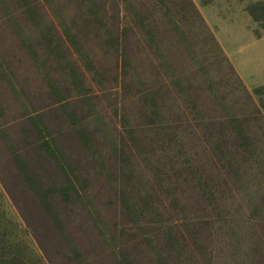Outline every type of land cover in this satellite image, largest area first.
I'll use <instances>...</instances> for the list:
<instances>
[{"label":"rangeland","instance_id":"rangeland-1","mask_svg":"<svg viewBox=\"0 0 264 264\" xmlns=\"http://www.w3.org/2000/svg\"><path fill=\"white\" fill-rule=\"evenodd\" d=\"M126 1L132 16L134 13L140 16L142 35L147 43L140 48L132 42V49L127 51L126 59L123 58L126 60V68L115 69L114 60L105 52V38L100 36L99 26L97 33L88 36L94 41L92 54L105 77L104 88L95 87L96 92L103 90L98 92L100 99L95 100L101 117L98 121L90 119V125L86 126L93 137L94 150L100 155L102 164L107 166L106 171L101 168L88 169L92 178L89 200L93 212L104 217L119 213L120 203L114 206L109 203L110 199L116 198L113 187L118 184L120 187L123 184L130 186L131 190L127 191L130 194L133 191L136 199L133 201L127 195L137 205L142 202L139 197L147 196V186L154 185L156 197L161 201L171 196L180 198L178 200L184 208L192 207L190 200L199 196L200 189L201 192L207 190L206 198H213L207 200V205L190 207L184 213L171 217L167 213L169 204L163 209L160 200L155 203L151 199L148 203L143 202L147 205L143 208L145 219L154 223L159 221L156 209L164 220L170 218L178 222L179 218L186 220L193 215V218L202 216L214 207L224 208L220 220L216 221L213 228L201 232L194 228L192 237L195 242H192L197 245L196 251L189 243L186 250H174V258L169 251L164 250L169 263L195 264L196 259L200 263L196 255L200 253L203 264H264V241L260 232L264 234V0ZM23 2L0 0V58L10 69L14 80L23 88L26 97L28 94L34 109L40 110L55 101L49 98L42 76L31 60L33 49L34 52L39 50V54H43L45 49L38 45L41 36L40 31L36 30L37 20L32 22L27 14L20 11ZM55 2L61 6H55L56 19L52 17L53 23L57 24L59 20V23L69 24L75 20L85 25V20L90 17L87 7L78 11L75 0ZM190 6L195 8V12ZM150 10L152 13H149ZM164 12L169 13V18L164 16ZM100 13L106 22L112 16L113 7L101 6ZM127 39L130 40V36ZM153 57L156 60L155 68L150 65ZM41 59L43 61L42 56ZM53 70L67 97L72 98L74 92L70 91V81L58 67ZM116 73L121 77L124 74V79L114 75ZM114 76L119 77V85L112 83ZM150 87H153L155 93L156 107L164 110L162 117L169 120L170 126H182L178 133L184 136L192 131L188 123H182L185 117L192 121L188 124L190 127L195 122L202 123L206 132L213 134V144L219 138L221 127L228 125L231 128L229 125L234 126L235 121L243 123L244 134L253 139L255 146L247 150L239 149L236 133L228 131L223 134L228 144L216 152L217 162H221L224 170L232 174L231 180L235 186H231L230 181L223 176L225 171L220 176L215 162L208 161L210 154L200 148L190 147L196 145L194 141L190 140L182 149L173 141L168 143L164 137L159 136L161 132L157 128L161 120L155 117L153 110L146 109L149 103L148 99L145 102V95ZM81 102L76 101L74 106L82 119L85 117L80 106L83 108L86 104ZM115 106L118 107V113L115 112ZM0 108L3 111H0V126L6 124L0 131V175L10 185L17 200L27 202V194L23 191V184L27 183V167L31 169L29 173L39 175V179H36L38 182L43 179L51 183L55 174L53 170L40 167L41 159L21 160L14 167L4 165L8 162L10 152L22 149L21 144L28 140V134L24 122L19 120L24 113L20 100L9 90L1 76ZM51 118L54 119L50 130L55 131L60 128L55 118L63 119L60 113L52 114ZM125 121L124 129L122 124ZM129 134L140 137L141 145L138 148L143 153L144 162L138 160L139 165L150 169L153 180L146 178L147 174L145 179H141L140 174V180L133 179L128 182L130 184L126 183L121 168L124 159L120 150L123 148L121 137L127 140ZM89 153L96 152L89 148L81 154L78 151L74 161L86 164L92 160ZM140 166L137 169L140 170ZM108 173L114 174V180L118 182L110 180ZM2 198L5 202L9 201L11 214L20 232H27V229L31 232L0 180ZM73 210L77 215L74 228L78 229L81 227L80 222L83 223L79 216L82 212L76 205ZM6 229L8 232L13 230L10 227ZM59 234L62 243L59 239L58 245L56 243L57 246L53 245L52 249L61 256L59 244L65 249L64 245L68 244L70 238L66 241L64 232ZM25 241L31 250L42 253L33 235L32 240L26 237Z\"/></svg>","mask_w":264,"mask_h":264},{"label":"trees","instance_id":"trees-1","mask_svg":"<svg viewBox=\"0 0 264 264\" xmlns=\"http://www.w3.org/2000/svg\"><path fill=\"white\" fill-rule=\"evenodd\" d=\"M23 3L20 11L27 14L32 22L37 20L36 25L38 27L36 30L40 31L41 36L38 45H42L45 49L43 54L40 53L43 61L40 54L37 53L39 50L34 52V49L31 60L40 76H42L49 98L54 99L55 102H50L43 109L35 110L28 94L26 97L23 88L14 80L10 69L0 58V76L8 85L9 90L20 100V107L24 113L19 120L24 122L28 134V140L26 139L21 144L22 149L10 152L8 162H5L4 165L14 167L21 160L39 161L41 159L39 162L40 167L43 170H53L55 176L51 183L44 182L43 179L38 182L36 179H39V175L29 173L31 169L27 167L29 169L27 171V183L23 184V191L27 194V202H20L10 185L0 175V180L7 194L32 232L31 234L28 229L27 232H20L19 226L15 225V217L11 214L9 201L5 202L3 198L0 199V264H170L164 250L169 251L172 258H174L173 251L186 250L189 248V243L196 251L197 245L192 237L194 228L195 231L199 232L213 228L216 221L220 220L223 214V207L220 209L214 207L197 218H193L195 215L186 218V220H184L185 218H179L178 222H174L170 218L164 220L162 214L156 209L155 213L159 221L154 223L147 222L145 219L143 208L147 206L146 203L149 199L154 203L160 200L163 209H166V205L169 204L168 217L184 213L191 206L184 208L181 206V201L178 200L180 198L176 196L161 201L156 197L154 185L147 186L149 189L148 194L146 197H139V201L142 202L138 205L131 201V199H136V196L133 191H131L132 196L127 191L131 190L129 185L123 184L122 187L119 184L118 186L115 185L113 188L116 192V198L115 200L110 199L109 203L114 206L119 202L120 205L118 206L119 213L116 215L112 213L111 217H104L93 212L89 200L92 178L88 169L98 168L100 170L101 168V170L106 171L107 166L102 164L100 155L97 154V150H94L96 148L95 146L93 148V137L86 128L90 125V119L95 118L98 121L101 117L95 100L100 99L98 92L103 90L96 92L95 87L104 88L103 81L105 80L104 73L100 71L96 58L92 54L94 52V41L88 36L97 33V26H99V34L105 38V52L114 60L115 69L126 68L125 59L128 54L127 51L132 49V42L140 48L142 44H147L142 35L140 16H137L136 13L132 16L130 5L126 0H103L102 2L101 0H75L78 11L81 12L86 7L89 9L90 17L85 20L87 21L85 25L78 24L75 20L69 24L59 23L58 18L56 24L53 23L52 17L56 19L54 10L56 9L55 6H61L60 3L56 5L55 0H27ZM108 5L113 7V13L105 22L100 11L101 6ZM166 7L169 10L168 6ZM191 9L195 12L193 6ZM149 13H152V11L150 10ZM49 14H51L50 17ZM164 16L169 18V13L164 12ZM197 16L199 17V15ZM9 17H13V15ZM127 36H130V40L127 39ZM149 45L151 46V44ZM150 55L152 56V54ZM123 58L125 59L123 60ZM152 59L150 65L155 68L156 60L154 57ZM55 67H58L66 79L70 81V91L74 92L72 98L67 97L64 88L55 78L53 70ZM114 75L119 76V73ZM123 75L119 77L124 79ZM119 77H113L112 83L114 85H119ZM146 91L145 102L148 99L149 103L146 109L153 110L152 113L156 115L155 117L161 120L157 128L162 134H159V136L164 137L168 143L173 141L180 145L182 149L189 144L190 140L194 141L196 145L190 147L200 148L210 154L208 161L215 162L216 165H214L216 170H219L220 176L224 173L225 168L221 165V162H217L216 152L220 148H224V144H228L227 139L223 138L224 133L228 131L236 133L239 149L247 150L249 147L255 146V143L252 142L253 139L244 134V125L239 121H233L235 125L230 124L231 128L228 125H225L224 128L221 127L216 144L212 142L213 134L209 135L206 129L202 127V123L195 122L194 126L190 127L188 124H191L192 121L186 119L185 116V121H182V123H188L187 126L192 131L185 136L179 134V129L183 127L170 126L169 120L162 117L163 108L158 109L156 107L153 87ZM76 101H82L81 103L86 104L83 105V108L80 106L85 118L81 119L78 116L76 106H74ZM27 106L31 109V112L29 109L27 110ZM1 109L0 111L3 112ZM114 109L118 113V107L115 106ZM58 113L61 114L63 119L57 120L55 118L60 128L51 131L50 127H52L51 123L54 119L51 118V115ZM2 115L4 116V114ZM63 115H65V119ZM63 123L65 124L63 125ZM122 125L125 129L126 121ZM5 126L6 124L0 126V131ZM169 131L172 133H166ZM121 141L123 148L120 151L124 159L121 168L123 169L124 179H127L126 183L135 179L140 180V174L142 175L141 179H145L147 174L146 178L153 180L150 169H145L143 165H139L138 160L144 162L143 153L138 148L141 145L140 137L136 138L129 134L127 140L125 137H121ZM231 143L233 144L232 141ZM86 147L93 150L94 153L96 152L95 154L89 153L92 160L86 164L75 162L74 159L78 155V151L81 154V152L87 151L88 148ZM95 155H98V157H95ZM4 165L3 167H6ZM137 166H140V170L137 169ZM231 175L225 171L223 176H226L231 186H235L231 180ZM107 177L113 182H118L114 180V174L108 173ZM154 181L157 182L155 178ZM201 190L197 198L190 200L191 208L203 207L213 199L206 198L207 190L202 192ZM144 201L146 203L143 204ZM109 203L108 206H110ZM74 205L82 212L79 216L83 219V223L80 222L79 226L81 227L78 229L74 228V220L77 216L73 210ZM83 225H86V227ZM7 227L13 230L11 232L5 231ZM14 227L16 228L14 229ZM62 232H64L66 241L68 237L70 238L68 244L64 245L65 249L60 245L62 237L60 238V234L58 235ZM260 232L264 241V234L262 231ZM32 235L42 253L28 247L25 238L32 240ZM59 239L62 258H60V254L53 252L52 249L53 245H58ZM196 255L199 257L200 263L203 264L202 255L200 256V253L199 255L196 253ZM200 263L196 259L195 264Z\"/></svg>","mask_w":264,"mask_h":264}]
</instances>
